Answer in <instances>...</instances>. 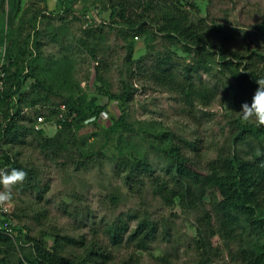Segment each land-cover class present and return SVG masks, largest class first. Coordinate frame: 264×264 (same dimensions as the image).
<instances>
[{"label": "trees", "instance_id": "trees-1", "mask_svg": "<svg viewBox=\"0 0 264 264\" xmlns=\"http://www.w3.org/2000/svg\"><path fill=\"white\" fill-rule=\"evenodd\" d=\"M4 2L0 0L1 5ZM20 4L21 0H10V24L20 10ZM68 4L69 0H56L57 9H60L59 13L55 12L57 17H62L61 12L71 13ZM95 4L98 16L107 11L108 20L99 17L97 28L88 25L82 29L83 36L75 37L77 46L80 49L87 48L89 55L95 59L98 54L107 55L106 47L88 40L96 38L92 29L100 33L103 25L108 28L106 32L117 30V35L126 43L129 59L134 51L133 36L139 38L151 34L153 37H161L172 46H178L183 55L191 57L190 61H183L174 51L168 50L150 57L149 63L145 56L138 58L134 70L144 80L176 92L184 105L190 107V111L195 109L194 101L197 98L206 99L209 103L219 93L223 76L231 78L229 86H233L244 103L249 104L257 88L256 80L264 79V53L245 48L229 50L227 44L233 35L221 43L214 42L213 37L219 30L214 29L212 24L207 25L205 18L194 17L180 0H95ZM46 10H38L34 16L27 37L34 36L35 42L30 45L27 57L24 56V50L18 52V55L9 50L6 52V61L4 59L0 65V71L4 72V87L0 90V141L4 140L5 144L9 143L12 147L23 146L31 137L36 146L47 157L51 156L55 163L80 171L87 169L92 162L97 163L93 157L107 159L100 150L87 151L88 139L77 135L85 121L97 120L107 103H103L96 95L86 99L84 95L75 97L71 93L65 95L66 99L61 102L52 100L57 89L62 86V81L46 84L42 70L52 72V75L60 70L65 72L69 70V64L73 65V59L65 55L61 59L44 60L40 38L47 33H39L36 23L46 18ZM52 14L54 12L49 11L48 16L53 19ZM59 36L60 33L55 31L50 40L56 42ZM78 47L71 45L73 52ZM19 56L22 57L18 59ZM40 63L43 65L38 66ZM202 71L211 73L214 81L203 79ZM91 76H94V72ZM28 79L33 81L25 89ZM98 80L102 81L101 77ZM97 88L110 101L117 99L124 102L133 97L127 88H123L120 94H111L103 86ZM116 106L120 109L119 105ZM29 109L32 114L24 112ZM39 115L45 121L55 124L54 135L47 136L45 128H34L35 117ZM123 121L121 111L109 131H115L118 125L124 124ZM228 125V139L233 149L225 150V146H221L215 157L208 161L206 170H202L190 155L198 154L200 145L186 139L171 143L159 151L167 163L158 170H152V164L147 161L127 158L118 149L115 170L123 174L129 189L141 193L145 188H151V194L159 197L166 206L177 205L185 212L201 210L196 219V235L193 238L198 256L195 264H212L224 250L229 252L234 264H264V125H258L256 120L245 121L241 114L231 116ZM237 144L248 145L250 158L235 151ZM62 155L65 156L64 161L55 160ZM0 168L26 171L27 178L18 186L24 192H33L39 206L48 188L47 182L43 187L38 186L42 183L38 169L33 166L23 167L6 148L0 155ZM109 198L113 203L118 202L114 195ZM205 202L209 204V209L205 207ZM33 206V203L28 202V209L33 210ZM61 207L67 211L69 204L63 203ZM20 209H14L13 218L8 220L10 233L4 231L6 228L0 229V264H110L113 261L112 247L133 242L138 256V251L147 250L151 241L159 236L157 232L160 227L164 229L163 238L170 234L168 219L165 217L158 222L146 210L142 214L132 211L133 214L120 213L104 224L109 245L100 244L95 239L86 240L84 235L62 233L54 226L51 228L52 233H49L52 234L53 244L48 247L43 236L48 233L42 232L39 237L29 235L23 231V228L29 230V227L23 225V228H19L13 223L14 219L22 220L25 216V212ZM39 212V215L44 216L49 211L43 206ZM72 212L75 218L81 217V212ZM36 216L37 213L32 218ZM133 219L137 220V224L130 230V221ZM79 222L83 223L82 218H79ZM215 235L223 239V248L213 243L212 237ZM78 248H81L80 253L76 252ZM130 256L125 259L126 264H133ZM165 258L159 257V260Z\"/></svg>", "mask_w": 264, "mask_h": 264}, {"label": "rangeland", "instance_id": "rangeland-1", "mask_svg": "<svg viewBox=\"0 0 264 264\" xmlns=\"http://www.w3.org/2000/svg\"><path fill=\"white\" fill-rule=\"evenodd\" d=\"M180 2L194 17L205 18L207 25L212 24L214 29L219 30L213 37L214 42L221 43L233 35V39L227 44L229 50L245 48L248 51L258 50L264 53V0H180ZM68 5L72 9L71 13L61 12L60 18L55 14L60 12L56 0L45 2L21 0L20 10L10 24L8 22L10 0H5L3 5L0 4V65L4 59L6 61V52L9 50L16 55L24 50V56L27 57L30 45L35 42L34 36L27 37L34 16L38 10L47 9L46 18H41L36 23L39 33H47L40 38L43 58L47 62L52 58L61 59L67 55L73 59L71 62L73 65H68L70 71L60 70L54 73L55 75L43 69L41 72L43 81L48 85L62 81V86L57 89V94L52 99L55 102L63 101L66 99L65 95L71 93L75 97L84 95L86 99L96 95L103 103H107L97 120L85 121L77 131L78 137L88 139L87 151L100 150L107 159L93 157V160L97 159L95 160L97 163L92 162L87 169L75 171L68 165L55 163L51 156L47 157L31 137H28L29 142L23 146L12 147L1 140L0 155L6 148L23 167L33 166L38 169L41 174L39 176L42 177V183L40 182L38 186L43 187L47 182L48 188L39 206L42 209L45 206L49 212L41 216L38 214L41 208L36 204L35 194L31 191L24 192L20 190L18 184L14 185L12 208L13 210L21 208L25 216L22 220L14 219L13 223L19 228H23V225L29 227V230L23 228L29 235L39 237L42 232L48 233L43 235L48 247L53 244L52 234L49 233H52L51 228L54 226L62 233L84 235L86 240L95 239L100 244L109 245L104 233L105 223L120 213L133 214L137 211L142 214L146 210L148 215L158 222L164 217L168 219L169 236L163 238L164 229L160 227L157 232L159 236L151 241L147 250L138 251V256L133 242L112 247L113 261L110 264H126L125 259L133 253L130 256L133 264H195L198 256L193 238L196 235V219L201 210L185 212L177 205L166 206L159 197L151 194V188H145L141 193L129 189L123 174L116 173L115 158L118 149H121L127 158L147 161L152 164V170H158L167 163L159 151L171 143L186 139L200 145L198 154L190 155L202 170H206L208 161L215 157L221 146H225V150L233 149L228 139L230 135L228 119L241 114L239 111L244 101L237 95L233 86H229L231 78L226 75L222 77L219 93L209 103L206 99L197 98L194 101L195 109L190 111V107L184 105L176 92L144 80L134 70L137 59L142 56L146 57L148 63L150 57L168 50L174 51L183 61H190V56L183 55L178 46L170 45L159 36L144 34L139 38L133 36L134 51L129 59L126 43L117 35V30L106 32L108 28L103 25L100 33L92 29L96 35L95 39L98 40L88 39L106 47L107 55L98 54L95 59L89 55L87 48L80 49L77 46L75 37L83 36L82 29L88 25L97 28L99 17L108 20V12H101L98 16L95 0H69ZM49 11L54 12L53 19L48 16ZM55 31L60 33L59 40L52 42L50 36ZM71 45L78 48L73 52ZM42 65L40 63L38 66ZM201 76L207 81H214L211 73L202 71ZM96 77L97 80L101 77L102 81H97ZM32 81L33 79H28L24 88L27 89ZM100 86L111 94H120L123 88H127L133 97L124 102L117 99L110 101L108 97L98 92L97 87ZM61 93L64 94L63 97ZM116 105H119L120 109ZM46 111L48 113L49 108ZM121 111L124 124L118 125L115 131H109V127ZM24 112L32 114L30 109ZM1 117L0 114V119ZM251 121H255V118ZM44 132L47 136L54 135L55 124L46 125ZM248 148L246 144H237L235 151L245 158H250ZM55 160L64 161L65 156L62 155ZM2 190L4 189L1 185L0 191ZM110 195L118 198V202H111ZM28 202L34 204L33 210L28 209ZM206 202L205 207L209 209L210 206ZM63 203L69 204L67 211L62 210ZM72 211L81 212V217L75 218ZM35 213L37 218H32ZM79 218L83 220L82 225ZM136 224V219L131 220L130 230L134 229ZM212 241L223 248V239L218 235L213 236ZM80 251L81 248L76 250L77 253ZM159 257H166V260H159ZM212 264L234 263L229 257V252L224 250L219 259Z\"/></svg>", "mask_w": 264, "mask_h": 264}, {"label": "clouds", "instance_id": "clouds-1", "mask_svg": "<svg viewBox=\"0 0 264 264\" xmlns=\"http://www.w3.org/2000/svg\"><path fill=\"white\" fill-rule=\"evenodd\" d=\"M256 84L257 88L251 103H243L239 112L245 121L255 118L258 125H264V79L256 80ZM26 178L27 172L22 169H0V185L4 189L0 191V207L4 208L5 211L12 207V187L23 183Z\"/></svg>", "mask_w": 264, "mask_h": 264}, {"label": "built area", "instance_id": "built-area-1", "mask_svg": "<svg viewBox=\"0 0 264 264\" xmlns=\"http://www.w3.org/2000/svg\"><path fill=\"white\" fill-rule=\"evenodd\" d=\"M3 87H4V72L0 71V90H2ZM48 124H50V122L45 121L42 115L35 117V123H34L35 129L45 128V126ZM12 213H13L12 207L8 208L7 211H5L4 208L0 207V229L6 228L4 229V231L8 230V233H10L11 231V229L8 227V220L13 218Z\"/></svg>", "mask_w": 264, "mask_h": 264}]
</instances>
